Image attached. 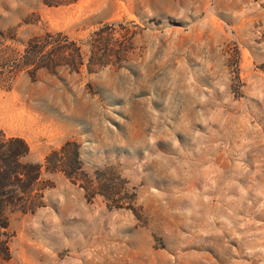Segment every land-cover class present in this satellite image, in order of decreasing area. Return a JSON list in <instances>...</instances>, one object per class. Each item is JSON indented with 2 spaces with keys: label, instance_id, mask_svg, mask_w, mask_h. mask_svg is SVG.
I'll list each match as a JSON object with an SVG mask.
<instances>
[{
  "label": "rangeland",
  "instance_id": "374dc122",
  "mask_svg": "<svg viewBox=\"0 0 264 264\" xmlns=\"http://www.w3.org/2000/svg\"><path fill=\"white\" fill-rule=\"evenodd\" d=\"M0 130L51 184L0 264H264V0H0Z\"/></svg>",
  "mask_w": 264,
  "mask_h": 264
},
{
  "label": "trees",
  "instance_id": "16d2710c",
  "mask_svg": "<svg viewBox=\"0 0 264 264\" xmlns=\"http://www.w3.org/2000/svg\"><path fill=\"white\" fill-rule=\"evenodd\" d=\"M45 37L44 40L34 37L25 49L24 64L33 66L32 69L48 67L62 58L57 50L56 53H41V46L47 43ZM76 52L74 57L79 61L81 55L78 49ZM27 155L28 147L22 139L5 137L0 130V228L7 225L12 214L31 212L36 206L34 195L40 197L42 190L51 185L42 178L41 164L27 159Z\"/></svg>",
  "mask_w": 264,
  "mask_h": 264
}]
</instances>
